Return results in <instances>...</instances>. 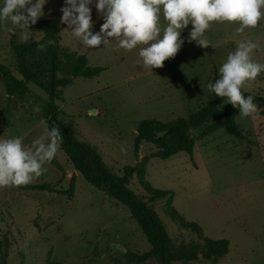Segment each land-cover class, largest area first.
I'll list each match as a JSON object with an SVG mask.
<instances>
[{
  "label": "rangeland",
  "instance_id": "374dc122",
  "mask_svg": "<svg viewBox=\"0 0 264 264\" xmlns=\"http://www.w3.org/2000/svg\"><path fill=\"white\" fill-rule=\"evenodd\" d=\"M64 2L47 0L45 15L27 29L32 34L28 43L43 39L42 22L58 16L61 20ZM95 2L90 5L94 34L104 22ZM236 26L214 23L206 32L211 45L200 47L188 42L189 24L181 33L185 43L175 58L152 70L137 64L138 48L131 52L103 45L85 48L61 22L60 41L55 44L85 55L89 66L105 69L85 79L73 77L61 62L58 78L68 77L69 82L58 88L54 99L60 125L93 146L112 174L123 177L126 167L135 168L128 189L156 212L175 247L203 243L200 233L184 223L198 224L208 238L228 240V253L219 260L199 254L188 264H264V73L243 89L257 99V112L235 117L242 138L209 122L192 130V155L180 152L161 159L149 142L135 147L137 127L146 119L188 118L212 101L219 108L229 105L207 90V84L219 78L227 54L238 41L251 38L259 45L253 58L264 62V19L242 34H235ZM11 28L10 23L0 24V66L23 87L8 88L0 75V138L19 137L29 147L43 132L41 119L47 121L43 105L50 101L49 58L44 52L28 55L33 79L25 80L13 50L24 43L21 29ZM45 167L47 171L27 186L0 189V257L7 264H160L157 259L139 262L130 257L152 249L139 225L126 206L77 173L61 148ZM75 174L74 195L69 198L62 192ZM40 184H49L56 192L28 188ZM153 190L171 195L155 199Z\"/></svg>",
  "mask_w": 264,
  "mask_h": 264
},
{
  "label": "clouds",
  "instance_id": "9594fccd",
  "mask_svg": "<svg viewBox=\"0 0 264 264\" xmlns=\"http://www.w3.org/2000/svg\"><path fill=\"white\" fill-rule=\"evenodd\" d=\"M46 3L3 0L0 24L6 27L10 23V31L21 29V42L26 43L32 35L27 29L45 15ZM92 4L93 0H65L60 22L85 48L103 45L127 52L138 48L137 64L150 70L163 68L165 61L175 58L185 43L181 33L189 24L188 42L208 47L206 32L214 23L235 24V34H242L264 19V0H96L94 6L104 22L94 34ZM51 43H38L37 50L43 51ZM258 48L251 38L238 41L219 67V78L207 84L208 92L239 109L242 118L257 112L253 96H245L243 89L264 73V62L253 58ZM34 111L39 112V107ZM40 124L43 132L29 147L19 137L0 138V189L27 186L47 171L45 165L55 158L63 136L58 126L49 128L44 119ZM121 152L126 154L123 145Z\"/></svg>",
  "mask_w": 264,
  "mask_h": 264
},
{
  "label": "trees",
  "instance_id": "16d2710c",
  "mask_svg": "<svg viewBox=\"0 0 264 264\" xmlns=\"http://www.w3.org/2000/svg\"><path fill=\"white\" fill-rule=\"evenodd\" d=\"M39 31L43 33V39L40 42H26L14 45L13 50L17 56L19 70L25 80H32V74L27 66V56L36 52H44L49 58V80L46 89L50 95V101L43 105V111L47 116L48 127L58 126L63 136L61 150L66 154L69 161L86 181L103 192L109 197L117 200L128 208L132 218L137 222L152 249L143 254H129L132 259L139 262H146L150 259H157L160 264H173L182 262L188 264L196 261L199 254L204 259L217 261L228 253L229 242L226 239L214 240L202 234L201 227L192 222L184 223L185 228L192 232L200 233L202 245H189L185 247H175L168 232L159 220L156 212L142 202L134 193H132L127 184L135 168L126 167L124 176L119 177L112 174L104 164L97 150L87 144L80 142L72 128L63 127L58 119L57 106L54 99L58 97V88L65 86L69 81L68 77L58 78L61 72L62 61L68 66L69 73L73 77L90 79L98 76L105 69L101 67H91L87 63L85 55H77L65 49H59L55 46L60 41V17L50 18L39 25ZM52 41L43 51L37 50L38 43L47 44ZM0 75L5 80L10 89L22 88L23 82L17 79L4 67L0 66ZM248 96L249 94H244ZM254 102L257 99L253 96ZM239 114V109L231 104L219 108L215 101L201 109L188 118H178L171 122H161L153 119H146L139 123L137 127V137L135 147L142 142H149L159 150L158 156L161 159H168L173 155L185 152L192 155L194 149V140L191 137L192 130H198L209 122L219 124L222 128L229 130L237 138L242 135L236 130L235 117ZM73 176L69 189L63 191V195L72 198L74 195ZM38 191L56 192L49 184H40L28 187ZM152 195L155 199L162 198L165 195H171L169 191L153 190ZM0 264H7L0 257Z\"/></svg>",
  "mask_w": 264,
  "mask_h": 264
},
{
  "label": "water",
  "instance_id": "95a60500",
  "mask_svg": "<svg viewBox=\"0 0 264 264\" xmlns=\"http://www.w3.org/2000/svg\"><path fill=\"white\" fill-rule=\"evenodd\" d=\"M77 173H80L79 171H77Z\"/></svg>",
  "mask_w": 264,
  "mask_h": 264
}]
</instances>
